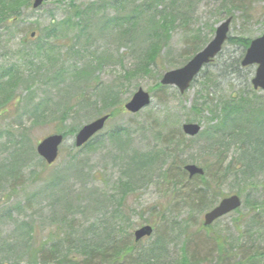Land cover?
Returning a JSON list of instances; mask_svg holds the SVG:
<instances>
[{"label":"rangeland","instance_id":"obj_1","mask_svg":"<svg viewBox=\"0 0 264 264\" xmlns=\"http://www.w3.org/2000/svg\"><path fill=\"white\" fill-rule=\"evenodd\" d=\"M102 1L47 0L41 9L31 8L22 15L17 25L0 30V174L4 166L11 169L13 165L15 170L0 178V255L19 259L30 249L51 248L54 238L60 239L59 244L64 242L61 255H65L71 245L80 247L84 235L89 243L125 246L116 264H177L185 254L199 264H216V247L225 243L235 247L225 264H238L246 258V245L258 242L256 249L264 250V223L253 231L244 224L247 215L264 217V170L245 172L240 140L229 144L223 165L201 154L205 139L189 142L184 150L183 158L195 157L198 162L192 164L207 167L214 176L211 192L218 198L207 199V208H190L176 199L172 185L165 184L158 173V167L165 165L160 158L157 166L151 163V171L150 167L140 171L142 174L136 167L131 170V164L146 167L150 155L161 154L160 134L172 130L179 137L188 123L201 125L210 134L216 125L211 110L219 111L234 100L248 99L256 108L263 107L264 92L254 91L250 83L257 67L243 68L240 62L245 50L228 44L183 95L177 88H160L154 65L148 73L142 70L137 77H129L148 49L146 38L153 19L141 18L134 25L125 20L116 23L118 15L126 16L129 6L126 9L111 0L104 10V6L98 7ZM221 1L189 0L180 5L185 12L191 10L187 19L191 20L185 27L180 22L173 27L157 60L158 72L182 67L183 56L194 47L196 37L201 36L197 47L211 42L216 28L229 17L225 13L229 4L223 6ZM71 3L81 8L95 5L91 10L95 16L85 19V28L64 25ZM235 7L231 37L255 40L264 35V0H237ZM77 32V48L74 54L69 51L65 66V50L74 44L62 38ZM32 33L35 39L30 38ZM47 34L61 37L46 40ZM153 38L152 33L151 41ZM37 45L44 50L35 53ZM65 67L92 69L88 84L68 78ZM96 81L98 92L92 88ZM114 84L119 85V95L111 104L104 97ZM140 89L151 95L152 103L131 115L123 106ZM83 92L93 100L91 105L81 101ZM114 107L122 113L111 117L101 134L77 151L74 142L79 129L111 114ZM63 133L68 136L58 161L47 166L37 145L48 136ZM234 195L241 197V212L246 216L235 212L205 227V213ZM149 225L154 234L135 243V232ZM72 250L74 254L76 249ZM8 251L11 255L3 253Z\"/></svg>","mask_w":264,"mask_h":264},{"label":"trees","instance_id":"obj_2","mask_svg":"<svg viewBox=\"0 0 264 264\" xmlns=\"http://www.w3.org/2000/svg\"><path fill=\"white\" fill-rule=\"evenodd\" d=\"M109 1L111 0H105L102 1L104 3L103 5H99L98 7L101 8V6H104V10L109 7ZM189 0H113L114 4L119 6H124L126 9L128 8V13L126 16L122 17L118 15L116 23L121 21H131V25H134L136 22L139 21L141 18H152V25L151 30L148 34L147 40V46L148 49L145 52V56L141 60L140 65H135L134 69L131 70V72L128 74L129 77H137L139 73L142 72V70H145V72L148 73L150 69V65H154L157 71V75L161 78L165 71L158 72V63L157 60L159 58V55L161 56L160 52L164 45H167L169 43V40L171 38V31L173 30V27L176 26L177 22H180L182 24V27L187 26L188 16L191 15L190 11H183V6L180 7L184 2H188ZM235 1L237 0H222L221 4L224 3L223 6H226V4H229V8L227 9L225 13L229 15V17L234 18V15L231 13L238 9V7H235ZM239 2L247 1V0H238ZM33 2L34 0H0V30H5V28H10L14 25H17L20 23L22 19V15H24L26 12H28L31 8H33ZM101 4V3H100ZM178 8V11L176 12L174 10V7ZM95 5L91 4L90 6H87L86 8H81L75 3H71L69 11L70 17L67 19V21L64 23V25L71 27V29H74V26H78V28H85L84 23L86 22L85 19L89 18L91 15L95 16V11L93 10ZM93 8V9H92ZM230 12V13H229ZM74 16V18H73ZM192 18V17H191ZM74 19H77L79 23H72ZM85 21V22H84ZM112 20H109V23ZM82 22V23H81ZM63 25V24H62ZM130 26H128L129 28ZM212 32H215L214 29H212ZM82 33V30L79 31V34ZM153 33L154 38L151 41L150 36ZM78 32L74 37L70 36H63L64 39H69L72 41V45L70 49L65 50V66L69 62V51L73 53V50H75L76 42L79 40ZM200 35L202 33H199ZM57 35L51 36L50 34L46 35V40H51L53 38L59 39ZM201 36H198L195 38V44L194 47L188 51L187 54L183 56V66L185 63L195 56V54L202 50L204 46L206 45L207 41L201 46L197 47L198 42L197 40L200 39ZM26 42L30 40V38H25ZM28 39V41H27ZM35 39V38H34ZM150 39V40H148ZM228 44L241 46L245 52L247 51V48L250 46V43L252 40H246L241 37L235 38L231 37L229 35L228 37ZM151 42V43H150ZM168 42V43H167ZM150 43V44H149ZM225 45V46H226ZM38 47V49H36ZM67 47V46H64ZM63 47V48H64ZM191 48V47H190ZM35 53L37 51H43L44 49L41 46L35 47ZM224 49V48H223ZM223 51V50H222ZM79 52V51H77ZM76 52V53H77ZM244 52V53H245ZM223 53V52H222ZM74 54V53H73ZM240 62V61H239ZM241 64V62H240ZM176 64L173 65V67ZM242 66V65H241ZM153 67V66H152ZM151 67V68H152ZM172 67V68H173ZM65 69L68 71V69L65 67ZM64 69V70H65ZM90 68L87 69H69V76L71 79L76 81H84L85 84H88V77L90 76ZM75 73V74H73ZM92 84L96 85L92 88L98 92V83L93 82ZM119 85L114 84L109 88L107 91V97H104V99L107 102L116 103L117 95H119V91L117 93V88ZM89 87V86H88ZM120 87H125L124 84L121 83ZM160 87V86H159ZM161 89H165L166 87H160ZM88 92V90L85 91V93ZM84 93V92H83ZM85 93L83 95V104L85 106L91 105L92 101L90 100V97H86ZM236 98V96L234 97ZM110 99L115 100V102H112ZM79 101V102H81ZM207 102V100H206ZM252 101H248V99H244L241 101V103H237L236 100L233 101V103H230V105L223 104L222 107L219 109V111H213L211 110V120L214 122L215 127L214 131L210 132V134H206L205 131H202L198 137L196 138H190L186 137L184 134H179V137L174 135L172 130L167 134H160V141L161 143V149L160 153L157 154L156 152L154 155H150L147 160H150L145 167L141 163H135L131 164L133 171L136 167V170L139 171L136 172L138 174H142L143 171L146 170L147 167H150L151 169L155 166H157L158 159L165 163L164 166L158 167V173H160L161 179H163L164 183L169 185H172V191L175 195H177V200H182V202L189 206L190 208L194 205L197 206H204V208L209 207L207 204V199L210 197H215L217 200L218 195L217 193H212V173L208 172V168H204V176L201 177H192L189 178L188 173L185 172L184 166L188 165L189 163H197L198 159L195 157H191L189 160H186L183 158V154L185 153V149L188 147L189 142L198 140V139H205L207 145L202 149L203 151L201 154L203 156L214 157L217 159L219 165H223L225 154L228 150L229 144L234 142L233 140L238 139L242 143V147H240V160L244 164V170L246 173H250V171L258 169V170H264V105L259 106V108H256ZM79 104V103H78ZM81 104V103H80ZM254 104H256L254 102ZM257 105V104H256ZM204 107L209 108L207 104H203ZM112 113L109 114L110 118L121 114L122 111L119 108H112ZM247 112V113H246ZM246 113V115H245ZM74 114V113H73ZM65 138H67L68 135L64 134ZM177 137V138H176ZM92 143V141H90ZM90 143H88L85 147L89 146ZM84 147V148H85ZM83 149V148H82ZM81 150V149H80ZM77 150V151H80ZM199 159H204L202 156L199 157ZM158 160V161H157ZM161 162V163H162ZM153 166H151L152 164ZM143 165V166H142ZM222 168V166H221ZM12 172H15L14 166L12 165V168L9 169L7 166H4L2 174H0V178L5 177L7 174H11ZM157 173V174H158ZM215 182V181H214ZM217 183V182H215ZM222 197V196H221ZM214 199V200H215ZM246 204L247 201L245 202ZM261 207V205H260ZM237 213L241 214V217H245L246 215L241 212V209L236 211ZM263 215L261 214H251L247 215L246 221L244 224L246 225V230L253 231L257 229L259 226L263 225ZM240 233V232H239ZM245 234V232H244ZM60 239L54 238V241H51L49 243L51 245V248H45L41 247L40 250L36 249H30V251H26L23 254L19 255V259L12 260L10 256L4 257L0 255V264H116L117 258L123 253H125V246L117 245V243L110 242L108 244H103L101 242H95V243H89L87 239V236H83V238L80 240V247L77 246H70V249L68 251V254L61 255V252H64V242L62 244H59ZM15 245V244H13ZM258 245V246H257ZM248 246V250L244 251V254L246 255L245 259H241L238 264H259L262 259H264V250L262 248L256 249V247H259V243H250L246 245ZM246 246H244L246 248ZM49 247V246H48ZM72 248L76 249L74 254L72 253ZM217 253L219 255L216 264H225V260L229 257L230 251L233 250L235 247L229 246L227 243L222 244L221 246H217ZM237 248H239L237 246ZM78 249V250H77ZM68 250V249H67ZM4 254L11 255V251L3 252ZM10 253V254H9ZM7 258V259H5ZM27 260L26 262H24ZM148 264V263H146ZM177 264H199L195 260H190L188 256L185 254L180 261ZM228 264V263H227Z\"/></svg>","mask_w":264,"mask_h":264},{"label":"water","instance_id":"obj_3","mask_svg":"<svg viewBox=\"0 0 264 264\" xmlns=\"http://www.w3.org/2000/svg\"><path fill=\"white\" fill-rule=\"evenodd\" d=\"M45 0H35L33 6L35 9L41 7V4ZM232 18L227 19L216 28V35L212 42H210L205 49L195 55V57L186 63L185 67L180 69H174L164 74L161 81L162 86L177 87L180 93L183 95L191 87V83L198 77L199 73L213 61L222 50L223 46L227 42L228 34L230 32V25ZM250 65L258 66L256 70V76L252 79V83L255 90L264 91V35L260 38L252 41L245 58L243 59V66L248 67ZM151 104L150 95L140 89L133 96L132 100L128 102L124 107L131 114L139 113L143 108L148 107ZM108 116L100 117L89 125L84 126L78 132L75 145L80 148L90 141L92 137L97 135L105 127ZM185 135L195 137L201 132V126L196 124H185L182 127ZM63 135L49 136L41 143L37 145V152L41 158L49 165L56 162L58 159V153L60 145L63 143ZM187 173L193 176L204 175L203 169L195 165H189L185 167ZM242 207L241 199L239 196L234 195L229 198H224L217 207L211 212L205 214V226H210L214 221L223 218L225 215L235 212V210ZM153 233L151 226H146L138 229L135 233V241L138 242L142 238L149 237Z\"/></svg>","mask_w":264,"mask_h":264}]
</instances>
